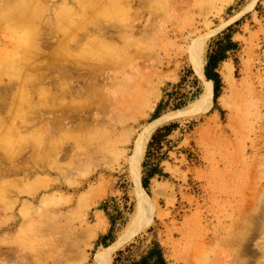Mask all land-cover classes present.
I'll list each match as a JSON object with an SVG mask.
<instances>
[{
    "label": "rangeland",
    "instance_id": "374dc122",
    "mask_svg": "<svg viewBox=\"0 0 264 264\" xmlns=\"http://www.w3.org/2000/svg\"><path fill=\"white\" fill-rule=\"evenodd\" d=\"M224 34L232 74L207 104L189 48L206 37L204 71ZM194 105L151 131L142 194L135 139ZM119 239L111 264L153 244L264 264V0H0V264H96Z\"/></svg>",
    "mask_w": 264,
    "mask_h": 264
},
{
    "label": "bare ground",
    "instance_id": "6f19581e",
    "mask_svg": "<svg viewBox=\"0 0 264 264\" xmlns=\"http://www.w3.org/2000/svg\"><path fill=\"white\" fill-rule=\"evenodd\" d=\"M19 19H20V17H18V20ZM18 34H20V33H18ZM21 38H22V36H21ZM25 42H26V39H25ZM205 42H206V37H200L197 40H195L193 42V44L191 45V47L189 48V54H190L191 60L193 61L195 67L198 70L199 75L203 79L202 98L204 101H207V104H209V103H211V99L213 96V86H212V82L209 81L207 78H205L204 71H203V66L205 63L204 62ZM62 58H65L63 52H62ZM225 72H226L225 79H226V81H228L229 80L228 78L230 77L229 74L231 72L229 66H225ZM147 102L149 103V107H150V101H147ZM199 105L187 107L185 109L178 110V111L172 112L170 114L163 115L161 117L156 118L153 122H151L148 126H146L143 129V131L135 139L134 147H133V153H132V156L130 158L129 164H130V171H131L134 183L140 189L142 194H144L145 192H144V189L141 186L137 176H138L140 161H141V158L143 156L145 145H146L147 139H148L151 131L166 121L178 120V119L184 118L188 115L199 112L200 110H202V107ZM122 242H123V239H119L116 242L112 243L111 245L103 248V250L100 251L95 258L96 264H111L112 253L121 245ZM6 264H8V263H6Z\"/></svg>",
    "mask_w": 264,
    "mask_h": 264
},
{
    "label": "crops",
    "instance_id": "0c3cea01",
    "mask_svg": "<svg viewBox=\"0 0 264 264\" xmlns=\"http://www.w3.org/2000/svg\"><path fill=\"white\" fill-rule=\"evenodd\" d=\"M227 34V33H226ZM221 35V37H219V39H217V42L215 43V45L212 47L211 49V53L209 54V57L207 58V62L205 67L207 66V71L211 74L213 79H219L220 80V84L224 83V79H225V66H229L230 67V76L232 74V57L235 55L236 52V40L234 35H230L228 37H226L225 35ZM228 44V47L223 48L224 45ZM224 49V51L222 50ZM204 76L206 78L205 75V70H204ZM209 80V79H208ZM212 82V86H213V92H214V82L213 80H209ZM220 88H222L220 86ZM151 180V178H150ZM163 254V258L165 260V262L167 264H172V262L169 261L166 253L162 252Z\"/></svg>",
    "mask_w": 264,
    "mask_h": 264
},
{
    "label": "trees",
    "instance_id": "16d2710c",
    "mask_svg": "<svg viewBox=\"0 0 264 264\" xmlns=\"http://www.w3.org/2000/svg\"><path fill=\"white\" fill-rule=\"evenodd\" d=\"M205 75L207 79L213 80L214 82V98L216 99L219 93L220 80L212 78L211 74L207 71V66L205 67ZM122 254L123 251H119L117 253V257L114 260L115 263H117V261L119 260ZM130 264H167V263L163 258L162 250L160 249V247L157 244H153L147 250V253L144 256H142L139 260L132 261Z\"/></svg>",
    "mask_w": 264,
    "mask_h": 264
}]
</instances>
